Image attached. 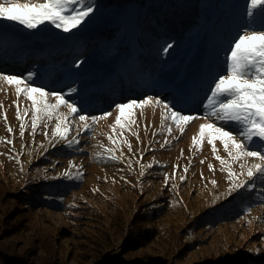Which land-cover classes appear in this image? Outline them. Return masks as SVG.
Returning <instances> with one entry per match:
<instances>
[{"label":"rangeland","instance_id":"374dc122","mask_svg":"<svg viewBox=\"0 0 264 264\" xmlns=\"http://www.w3.org/2000/svg\"><path fill=\"white\" fill-rule=\"evenodd\" d=\"M204 1L191 0L194 9L205 8L201 32L173 37L163 45L175 42L168 53L160 49L157 60L151 62L152 56L144 52L143 59L133 66L129 54L102 57L91 52L78 59L83 63L76 67V52L71 57L69 53L82 49L98 29L120 27L133 6L124 9L122 3L97 4L90 18L71 33L47 22L29 30L0 20V73L23 75L35 71V84L47 85L49 90L65 91L75 85L80 89L73 95L90 116L112 110L115 103L139 101L148 95L171 100L184 114L200 115L181 134L170 120L162 119L160 107L147 106L136 111L132 131L137 135H132L127 130L121 133L118 126L113 132L117 114L113 110L112 116L98 120L87 132L73 128L69 139L75 137L80 142L69 145L67 140L53 137L55 120L41 124L33 134L31 111L24 118L25 132L21 136L17 104L23 111L30 101L23 95L18 99L14 86L0 81L3 253H25L31 264L264 263V176L257 174L253 178L255 189L245 187L229 194L231 182L227 173L221 171L211 145L205 141L196 147L192 143L193 136L199 134L200 123L205 122L203 105L210 82L217 73H224L225 50L245 23L243 0L231 2L235 19L233 28L229 26L226 32L221 31L217 21L220 16L214 0L205 5ZM94 45L88 44L85 52ZM92 70H97V74L91 76ZM185 102L189 103L187 107ZM60 111L68 110L62 107ZM72 119L78 120V116ZM169 125L173 129L170 134ZM227 127L234 133L241 131L234 122H228ZM249 145L250 150H264V143L258 138ZM217 148L222 158H228L219 141ZM106 149H112L111 154L121 159H106L110 155ZM243 162L232 165L238 174ZM256 162L254 158L247 160L249 166ZM77 168L81 170L78 177ZM70 170L72 177L62 175ZM181 176L185 179L181 180ZM34 182L56 183L62 206L37 207L32 216L21 220L22 215L16 216L13 205L8 206L6 200L10 193L23 192ZM246 190L249 196L244 194ZM163 201L160 208H146ZM139 214L144 216L142 224L151 227L158 223L163 233L147 248L126 254L119 250L124 231ZM12 222H19V228L12 230ZM188 243L190 246L186 247Z\"/></svg>","mask_w":264,"mask_h":264},{"label":"snow or ice","instance_id":"6c2138e0","mask_svg":"<svg viewBox=\"0 0 264 264\" xmlns=\"http://www.w3.org/2000/svg\"><path fill=\"white\" fill-rule=\"evenodd\" d=\"M96 7L94 0H3L0 2V20L18 23L29 30L38 29L47 22L56 29L71 33L90 18ZM242 9L245 23L229 41V47L225 50L224 73H217L210 82L209 94L203 105L205 122L200 123L199 134L192 138V143L196 147H200L205 141L211 145L215 158L221 164V171L227 173V178L231 182L229 194L245 187L255 189L256 182L253 178L257 177V174L264 176V150H250L249 145L253 138H258L264 143V0H243ZM174 43H167L162 49L163 53H168L174 47ZM82 63L83 60H78L75 66L79 67ZM35 76V71L23 75L0 73V81L14 86L18 99L23 95L30 101L29 106L23 111L17 104L21 136L25 132L24 118L29 111L32 112L33 134L41 124L55 120L53 137L67 140L69 145L80 142L75 137L69 139L73 128L87 132L98 120L112 116L113 110L117 113L115 123L112 125L113 132H116L118 126L121 133L127 130L132 135H137L132 131L133 125L136 124V111L147 106L160 107L162 119L170 120L181 134L189 123L200 119L199 114H184L182 110L175 108L171 100H163L158 96L154 98L152 95L139 101L133 99L115 103L112 110L90 116L73 95L78 94V87L73 85L65 91L49 90L47 85H36ZM62 107L68 111L61 112ZM76 116L78 120H73L72 118ZM228 122L238 124L241 131L234 133L227 127ZM172 130V125H169L168 133L170 134ZM8 131L12 132L11 127ZM108 139L113 144L116 143L112 136ZM217 141L223 145L228 158L219 155ZM128 147L131 149V144H128ZM106 151L110 153L106 159H121L111 154L112 149ZM249 158H254L258 162L249 166L247 164ZM241 160L244 162L240 163L241 171L238 174L232 165ZM209 168H212V165H209ZM80 171L77 168L75 176L78 177ZM184 171L187 172L188 169L185 168ZM62 175L72 177L74 173L70 170ZM239 176H243L244 179H240ZM180 179L184 180L185 177L181 176ZM165 180L167 183V175ZM250 180L252 183L249 184ZM212 183L215 184L216 181ZM172 186L175 187L174 184Z\"/></svg>","mask_w":264,"mask_h":264},{"label":"trees","instance_id":"16d2710c","mask_svg":"<svg viewBox=\"0 0 264 264\" xmlns=\"http://www.w3.org/2000/svg\"><path fill=\"white\" fill-rule=\"evenodd\" d=\"M206 1L208 0L204 1V5ZM232 1L214 0L216 12L220 16V19L217 21L221 23V31L224 30L223 32H226L225 30L230 29V27L231 29L233 28L232 22L235 18L231 14L230 4ZM94 3L103 6H113L122 3L124 9L125 6L133 7L126 13V18L123 20L125 23L120 27L113 29L100 28L95 32L94 38L91 36L89 43L85 44L82 49L80 47L79 50L75 49V51H70V57L76 52L75 59L77 60L86 58L85 56H89L91 52L92 54L99 53L102 57H109L121 53L129 54L133 66L143 59L144 52H146L147 55L152 56L150 61L155 62L157 60V53L163 48L167 40L176 36L185 35L187 37L196 35L197 32L202 31L201 28L205 24V16L203 15L205 13L204 6L202 10L196 7L194 9L191 6V0H94ZM193 4L196 6L195 2ZM207 7H209V4ZM224 34L227 36V33ZM98 38H100L99 42L94 45V42ZM88 44L94 45L92 47L94 50L91 49L92 51L90 50L86 53L85 49ZM63 60L67 61L68 59L63 58ZM95 72L97 70H92L91 73L88 71L90 75H96L97 73ZM28 186L29 188L23 192L10 193L9 199L6 200L8 206L13 205V210L17 212L16 216L22 215L21 220L32 216L37 207L39 210L46 206H62L58 198L62 194H60V188L56 183L34 182ZM248 192L246 190L244 194L249 196L250 194ZM162 204H165L164 201L159 204H152L146 208H160L159 206ZM145 205H147V202L141 206ZM228 208L232 207L229 206ZM143 220L144 216L139 214L128 225L127 230L124 231L123 244H120L119 250H122L126 254L132 251L142 250L160 237L163 230H160L158 223L156 226L153 224L150 227V224H142L141 222ZM19 222L14 225H12V222L10 228L12 230L18 229ZM187 246H190V244H186ZM1 253H3V250H0V257ZM27 258L28 255L25 253L22 255L5 251L0 258V264H31V260L29 261ZM37 259L40 260L41 258ZM34 262L38 261L35 260ZM49 264L55 263L49 262Z\"/></svg>","mask_w":264,"mask_h":264},{"label":"bare ground","instance_id":"6f19581e","mask_svg":"<svg viewBox=\"0 0 264 264\" xmlns=\"http://www.w3.org/2000/svg\"><path fill=\"white\" fill-rule=\"evenodd\" d=\"M16 59H18V58H16ZM188 105H189V103L185 102V107H187Z\"/></svg>","mask_w":264,"mask_h":264}]
</instances>
